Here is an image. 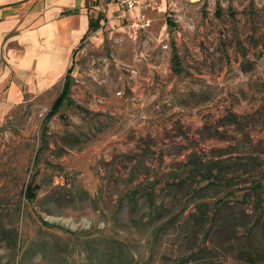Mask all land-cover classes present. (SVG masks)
Returning a JSON list of instances; mask_svg holds the SVG:
<instances>
[{
  "label": "rangeland",
  "instance_id": "rangeland-1",
  "mask_svg": "<svg viewBox=\"0 0 264 264\" xmlns=\"http://www.w3.org/2000/svg\"><path fill=\"white\" fill-rule=\"evenodd\" d=\"M145 12L136 38L124 18L81 44L51 116L62 81L0 123V264H107L115 253L138 264H264L237 256L252 225L264 245V224H254L264 208L250 197L195 225L200 198L184 195L186 178L182 190L155 192L170 222L154 235L146 198L125 195L182 177L192 157L225 160L229 184L210 189L213 200L227 185L264 184V0Z\"/></svg>",
  "mask_w": 264,
  "mask_h": 264
},
{
  "label": "crops",
  "instance_id": "crops-1",
  "mask_svg": "<svg viewBox=\"0 0 264 264\" xmlns=\"http://www.w3.org/2000/svg\"><path fill=\"white\" fill-rule=\"evenodd\" d=\"M124 18L121 0H0V123L13 106L63 84L81 44Z\"/></svg>",
  "mask_w": 264,
  "mask_h": 264
},
{
  "label": "trees",
  "instance_id": "trees-1",
  "mask_svg": "<svg viewBox=\"0 0 264 264\" xmlns=\"http://www.w3.org/2000/svg\"><path fill=\"white\" fill-rule=\"evenodd\" d=\"M70 75L66 74L64 78V82L62 84V89L55 102L53 103L49 113L46 115V118L51 116V114L57 110V108L63 102L65 94L69 90L70 85ZM225 160L220 158H208V159H200L192 157L187 161L185 165L188 167L180 178H173L170 180H165L162 183H151L149 186H145L141 188L140 186H133L125 193L128 197L129 203L135 205L137 202L138 196H144L146 198V207L149 209L148 220L158 222L157 225L153 229V233L164 231L167 225L169 224V218H166L167 211L165 204L163 202L157 203L156 201V193L158 190H182L186 187V178H190L191 185L187 191H184V195L187 196H198L200 199L194 203V210L190 211L189 216L193 219L195 225L200 224L204 225L210 217L215 216V214L219 213L223 208H227L228 205L233 201H242L244 199L247 200L248 197L254 200V203L259 208H264V184L261 181H243L241 185H227L226 189H223L222 195H219L216 199H211L208 196L210 189H215L219 186H223L224 184H229L227 180L230 178L229 169L225 168ZM159 184V185H158ZM158 186V187H156ZM34 189L36 186H33ZM157 188V189H156ZM156 190V191H155ZM241 190L242 193L239 196L233 195V192ZM34 190L29 189L26 192V197L31 199L34 197ZM231 196V197H230ZM195 202V201H193ZM188 203H184L181 207V211L186 208ZM133 208V206L131 207ZM263 214H259L254 221V224H264ZM172 218V217H170ZM172 221V219H171ZM255 228V225H252L250 228V233L247 236L246 240L242 245H240L237 251L238 258L242 259L245 263H256L262 261L264 258V245L258 244L253 238L250 237L252 230ZM204 249H207V245H204ZM209 256V255H208ZM210 257V256H209ZM92 258V257H91ZM107 264H138L135 258L130 255L115 253L112 256L106 258ZM206 256H199L198 258H194L193 260L187 259L184 261L185 264H206ZM183 261L179 260L178 264H181Z\"/></svg>",
  "mask_w": 264,
  "mask_h": 264
},
{
  "label": "built area",
  "instance_id": "built-area-1",
  "mask_svg": "<svg viewBox=\"0 0 264 264\" xmlns=\"http://www.w3.org/2000/svg\"><path fill=\"white\" fill-rule=\"evenodd\" d=\"M123 3L125 17L132 38H136L139 31L146 29L150 24V17L145 9H156L159 7V0H121Z\"/></svg>",
  "mask_w": 264,
  "mask_h": 264
},
{
  "label": "water",
  "instance_id": "water-1",
  "mask_svg": "<svg viewBox=\"0 0 264 264\" xmlns=\"http://www.w3.org/2000/svg\"><path fill=\"white\" fill-rule=\"evenodd\" d=\"M49 220H54V221H62L61 219H53V218H49Z\"/></svg>",
  "mask_w": 264,
  "mask_h": 264
}]
</instances>
